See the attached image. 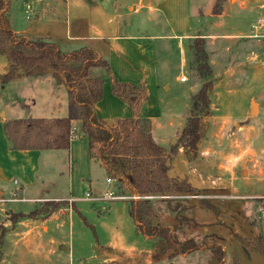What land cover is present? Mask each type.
I'll return each instance as SVG.
<instances>
[{
  "label": "crops",
  "instance_id": "0c3cea01",
  "mask_svg": "<svg viewBox=\"0 0 264 264\" xmlns=\"http://www.w3.org/2000/svg\"><path fill=\"white\" fill-rule=\"evenodd\" d=\"M23 1L24 19L16 25L11 24L9 9L8 16L14 32L31 38L46 39L55 43L62 51L91 48L106 61L111 73L118 80L145 86L147 91L145 113L152 121V136L155 142L165 149L176 142L177 132H180L181 127L175 132L171 143L165 142L160 131L168 124L159 122L165 107L162 105L163 86L181 82L179 77L183 75L186 77L183 82H186L187 78H195L188 63L190 60L188 45L194 37L201 36L206 40L210 64L216 78L219 109L226 108L234 98H244L242 113L238 115L222 113V116H244L249 104V109L251 107L250 100L254 93L258 89L264 90V25L260 34L251 28L258 17H264V0H226L219 14H208L205 9L197 10L193 0ZM27 5L30 6L28 11ZM196 18L200 19L197 25L194 23ZM6 63V57L0 54V74L4 71ZM185 70H188L189 76L184 74ZM90 73L102 79V97L94 106L96 115L109 123L129 117L130 107L112 92L111 80L105 68L93 66ZM246 73H249V77L245 79ZM5 84H17L18 90L23 92L20 107L26 110L15 118H53L67 115V90L51 75L20 76ZM2 112L4 116H1L0 120L1 205L18 210L21 203L29 202L33 205L27 209L33 211L43 201H66L65 205L52 212L70 208L73 212L70 213L68 220L76 212L82 222L83 218L87 220L82 211L95 209L97 216L102 219L99 221V228L103 236L92 245L96 247L95 253L90 257L92 264H220L207 247L187 253H173L171 249L158 250L159 237H148L136 230L135 223L129 215L130 201L149 199L152 206L150 221L153 224L174 228L176 236L179 229L180 233H184L183 228L200 227L204 230L203 236L209 239L207 244L218 243L225 250L221 243V239L228 238L221 230L225 226L224 220L214 221L213 209H200L199 202L192 201L194 199L190 202H194L196 208L187 205L186 208L180 207L179 212L165 203L173 197L187 200L193 194L167 195L169 197L152 194L149 195L152 196L150 198L100 201L85 199L86 192L92 195H101L106 191L126 196L135 194L119 187V183L114 179L107 182L108 175L105 178V182L109 184L108 189H100L97 186V179L105 169L98 160L88 156L87 141L81 132L79 121H73L75 137L71 138L68 149H11L4 130L2 131V125L5 120L15 118H8L6 113ZM182 154L184 155V152L180 147L176 156ZM176 156L172 159L169 174L179 178L186 177L198 192H202V188L198 187L191 175L193 173L184 170L177 171L176 175L171 174ZM184 157L189 161L185 155ZM153 199L164 201L155 203ZM204 211L209 212L211 219H200ZM52 212L46 218L48 229L51 218L58 219ZM224 215L218 217L221 216L223 219ZM87 221L89 223L87 225L94 229V225ZM43 228H46V225ZM189 234L193 235V232ZM195 235L197 236V233ZM233 235L229 237L231 240ZM190 237L193 238V236L187 238ZM52 241L54 246H57L65 240L54 237ZM70 243L69 241L68 246L64 245L61 248L69 250L70 246H73ZM241 256L243 257L239 256L240 259L236 258L238 263L241 260L242 264H264V256L255 248H245L244 255Z\"/></svg>",
  "mask_w": 264,
  "mask_h": 264
},
{
  "label": "trees",
  "instance_id": "16d2710c",
  "mask_svg": "<svg viewBox=\"0 0 264 264\" xmlns=\"http://www.w3.org/2000/svg\"><path fill=\"white\" fill-rule=\"evenodd\" d=\"M223 2L214 1L213 14L220 13ZM8 15V0H0V54L7 59L0 81L6 83L20 76L49 74L58 84L64 85L68 96L66 116L5 120L3 129L11 149H68L73 121L77 120L83 136L87 138L88 156L98 160L108 177L119 183V187L135 195L197 192L198 189L186 177L171 176L169 170L180 147L189 161L197 157L202 117L210 109L216 78L204 37L196 36L188 45L189 67L201 82L195 91L189 93L185 124L176 142L165 149L153 139L152 121L145 113L147 91L143 84L118 80L106 61L91 48L62 51L46 39L14 32ZM93 66L105 68L112 92L130 107L129 117L117 119L114 123L97 117L94 106L102 97V79L90 73ZM200 203L215 210L205 199H200ZM65 204L66 201H43L28 216L47 214ZM128 211L136 230L148 237H159L158 250L187 253L207 247L219 263L224 264L225 250L220 244L197 242L191 237L178 239L174 228L153 224L150 221L152 206L149 199L130 201ZM13 216L20 217L22 214L15 213ZM254 241L252 247L264 256V236L259 235ZM233 264H239L238 260L235 259Z\"/></svg>",
  "mask_w": 264,
  "mask_h": 264
},
{
  "label": "rangeland",
  "instance_id": "374dc122",
  "mask_svg": "<svg viewBox=\"0 0 264 264\" xmlns=\"http://www.w3.org/2000/svg\"><path fill=\"white\" fill-rule=\"evenodd\" d=\"M214 1L193 0L197 10L205 9L208 14H213ZM23 2V0L9 2L11 24L16 25L19 21H23ZM221 11L222 9L220 13ZM200 19L196 18L197 22L194 23L197 25ZM184 74L189 76L188 70H185ZM246 74L245 79L249 77V73ZM200 82V79L190 77L186 82H172L171 85H167L168 88H165L166 84L163 86L162 105L165 107L159 122L168 124L160 131L165 142L171 143L175 132L179 127L182 129L185 124L189 93L195 91ZM21 94L23 95V92L18 90L17 84L6 85L0 81V120L1 116H4L2 111L8 118L21 116L25 112L26 109L20 107ZM211 98L209 112L202 117L197 157L187 161L183 154L177 155L171 170L172 175L184 170L193 173L191 175L198 187L202 188V192L193 193L194 196L187 200L173 197L165 203L175 209L186 208L187 205L194 209L195 204L190 200L209 201L210 206L215 208L214 221L224 220L225 226L221 230L224 231L223 235L228 237L221 239L222 245L225 246L224 264H233L236 258L243 257L241 254L244 255L245 248L253 249L251 246L259 235L264 236V90L258 89L250 100V103L256 105L254 113L250 112L249 104L246 114L240 117H224L221 114L242 113L243 97L234 98L224 108L225 110H220L217 104L216 87ZM177 133L179 134V131ZM84 139L87 141L86 137ZM106 176V171L102 170L101 177L97 179V186L100 189H108ZM153 200L155 203L164 201ZM31 205L33 204L29 202L21 203L18 211L0 204V264H92L90 257L96 249L92 245L103 236L99 228V221L102 219L97 216L95 209L82 211L87 220L94 225V229L82 222L76 212L68 220L70 213L73 212L70 208L52 212L53 215L58 216V219L52 217L48 229L46 218L50 213H41L35 218L30 217L28 213L32 209L27 208ZM37 205L38 203L35 206ZM198 206L206 210V205L200 203ZM15 213H20L22 216L14 217ZM202 213L200 219H211L209 212ZM219 215H224V218L218 217ZM44 225L46 228H43ZM194 227L183 228L184 233H180L181 229H179L178 238L193 236L195 240L207 244L209 239L203 236L204 230ZM189 232H193V235ZM231 235L233 240L229 238ZM54 237L65 241L54 246L52 241ZM69 241L73 244L69 250L61 248L64 245L68 246ZM242 262L239 261L240 264Z\"/></svg>",
  "mask_w": 264,
  "mask_h": 264
},
{
  "label": "built area",
  "instance_id": "2783aa9c",
  "mask_svg": "<svg viewBox=\"0 0 264 264\" xmlns=\"http://www.w3.org/2000/svg\"><path fill=\"white\" fill-rule=\"evenodd\" d=\"M30 9V6L27 5V11ZM264 25V17H258L255 21V23H253L251 25V28L255 31V33L260 34V30L261 27ZM179 80L181 82L186 80V77L183 75L181 77H179ZM75 137V127L73 126L71 129V138ZM113 181L112 178L107 177V182H111ZM165 195H163L164 197ZM167 196V195H166ZM165 196V197H166ZM194 196V195H192ZM139 197H146V198H150L152 196L149 195H130V196H126L124 194H116L113 191H106L101 195H92L90 192H86L85 193V199L91 200V201H100V200H118V199H128V198H139ZM169 197V196H167Z\"/></svg>",
  "mask_w": 264,
  "mask_h": 264
},
{
  "label": "water",
  "instance_id": "95a60500",
  "mask_svg": "<svg viewBox=\"0 0 264 264\" xmlns=\"http://www.w3.org/2000/svg\"><path fill=\"white\" fill-rule=\"evenodd\" d=\"M165 88H168V86L166 85ZM255 110H256V108H254L253 103H252V104H251V107H250V111H251V113H254Z\"/></svg>",
  "mask_w": 264,
  "mask_h": 264
},
{
  "label": "bare ground",
  "instance_id": "6f19581e",
  "mask_svg": "<svg viewBox=\"0 0 264 264\" xmlns=\"http://www.w3.org/2000/svg\"><path fill=\"white\" fill-rule=\"evenodd\" d=\"M253 106H254V108H256V105L255 104H253Z\"/></svg>",
  "mask_w": 264,
  "mask_h": 264
}]
</instances>
